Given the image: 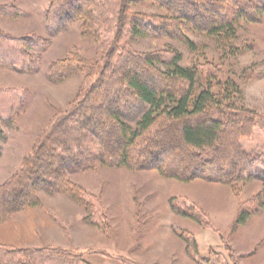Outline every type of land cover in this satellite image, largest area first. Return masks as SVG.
<instances>
[{
    "label": "rangeland",
    "instance_id": "rangeland-1",
    "mask_svg": "<svg viewBox=\"0 0 264 264\" xmlns=\"http://www.w3.org/2000/svg\"><path fill=\"white\" fill-rule=\"evenodd\" d=\"M191 1L198 9L188 17L191 23L216 19L217 12L199 4L219 0ZM162 3L133 1L128 13L160 26L157 19L167 17ZM48 4V0H0V34L14 44L0 48V185L21 168L36 145L49 147L61 140L70 159L62 165L64 175L84 191L90 210L66 194L39 189L37 206L26 207L0 223V243L14 248L59 247L81 254L87 264H200L199 259L208 264H264V207L244 226L231 231L239 207L249 206L251 196L262 188L258 180H248L234 193L220 183L166 179L153 168L132 170L98 163L99 146L93 136L63 120L101 75L95 45L81 36L78 22L69 21L88 6V0L74 3L78 10L58 25L46 21ZM234 4L253 20H243L236 27V56L224 57L214 39L185 26L179 33L194 43L195 51H189L176 35L157 33L147 23L139 25L146 34L131 36L126 32L121 44L133 58L167 47L176 50L183 66L197 69L196 90L204 88L207 73L223 81L231 79L241 92L237 104L264 116V0H235ZM64 21H69V26L58 30ZM74 49L94 64L91 69L65 77L55 70L54 78L48 75L49 67ZM121 62L122 56L117 55L114 65ZM108 101L105 105L119 109L130 125L140 117L136 102L112 97ZM105 105L100 102L101 107ZM8 108L7 113L4 109ZM92 115L89 122L96 120V114ZM258 126L250 140L241 141L247 152H264V121ZM171 145L162 149L168 163L173 168L186 166L168 159L178 151ZM111 148L116 153L120 150ZM129 153L131 156L133 150ZM182 212L195 214L201 224ZM187 234L188 247L190 251L197 248L198 260L179 237Z\"/></svg>",
    "mask_w": 264,
    "mask_h": 264
},
{
    "label": "trees",
    "instance_id": "trees-1",
    "mask_svg": "<svg viewBox=\"0 0 264 264\" xmlns=\"http://www.w3.org/2000/svg\"><path fill=\"white\" fill-rule=\"evenodd\" d=\"M48 1L45 17L52 25H58L74 14L73 11L78 10L74 3H81V0ZM133 1L137 2L88 0V6L69 20L78 22L81 36L95 45L94 52L99 54L96 60L102 64V70L96 83L78 97L63 120L71 126L77 124L75 127L93 136L99 146L97 161L106 167L153 168L166 179L185 183L196 179L220 183L234 193H238L248 180H258L262 188L251 196L249 206L239 207L231 225V231H234L264 207V152H247L241 145L242 140L251 139L255 129L264 121V116L237 104L236 97L241 92L231 79L223 81L216 74L207 73L204 88L196 90L198 71L194 66H183L179 52L167 47L158 53L133 58L124 50L121 40L126 32L131 36H143L146 32L139 25L147 23L157 33L163 31L165 35H176L175 38L189 51H195L194 43L179 33L185 26L214 39L217 50L224 57H233L238 53V48L234 46L236 27L243 20L253 21L252 17L237 11L235 0H219L199 4L217 12L216 19L191 23L188 17L198 11L193 1L157 0L160 3L164 1L161 5L167 17L157 19L161 24L154 27L153 22L136 20L128 13ZM257 14L262 16L263 12L258 10ZM69 21H64L58 30L69 26ZM170 29L172 33H169ZM9 43L13 41L0 34V48L2 45L8 47ZM78 53L76 49L69 51L63 60L49 67L48 75L54 78L55 70L65 77L79 70L91 69L94 64ZM117 55L122 56V62L115 66ZM105 73L108 74L104 77ZM150 75L157 80L149 78ZM111 97L116 101L138 104L141 114L133 125L127 119L123 120L119 109L105 105ZM100 102L105 106L101 107ZM6 110L10 112V108ZM92 114H96V120L89 122ZM0 139H3L1 132ZM50 144L49 147L46 144L36 145L31 155L23 160L21 168L0 185V223L10 220L14 213L26 207L37 206L39 189L66 194L77 203H82L84 210L89 209L88 202H84V191L64 175L62 165L70 163L67 148L63 147L64 141ZM171 144L178 151L168 159H177L186 166L173 168L168 163L166 152L162 149ZM112 145L120 147L119 154L111 148ZM131 150L133 154L130 156ZM36 182L43 185H34ZM181 214L201 224L195 214ZM179 237L189 252L190 236ZM191 239L195 243V239ZM190 253L198 260L196 247ZM198 262L208 264L204 259ZM0 264L87 263L81 254L59 247L14 248L0 243Z\"/></svg>",
    "mask_w": 264,
    "mask_h": 264
}]
</instances>
